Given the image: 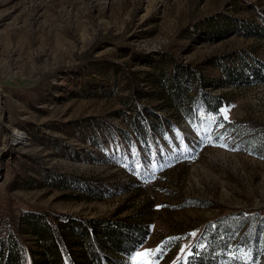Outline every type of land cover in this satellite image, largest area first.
I'll use <instances>...</instances> for the list:
<instances>
[{
  "label": "rangeland",
  "instance_id": "374dc122",
  "mask_svg": "<svg viewBox=\"0 0 264 264\" xmlns=\"http://www.w3.org/2000/svg\"><path fill=\"white\" fill-rule=\"evenodd\" d=\"M233 21L264 25V0H0V224L142 220L129 264H182L223 220L227 264H264V81L226 85L218 65L264 63V37Z\"/></svg>",
  "mask_w": 264,
  "mask_h": 264
},
{
  "label": "trees",
  "instance_id": "16d2710c",
  "mask_svg": "<svg viewBox=\"0 0 264 264\" xmlns=\"http://www.w3.org/2000/svg\"><path fill=\"white\" fill-rule=\"evenodd\" d=\"M205 21L206 26L216 25L212 20ZM233 24L245 30V36L264 37V25H245L236 21ZM173 65L178 74L202 86L201 78L194 76L188 66L177 65L176 62ZM218 65L226 85L248 80L264 81V63L255 59L253 62V59L247 61L242 57L240 68L228 67L223 63ZM165 88L162 96L180 108L179 103L186 98L187 90L176 82L165 84ZM203 101L211 112L218 111L224 105L220 95L203 93ZM153 117L159 118L156 113H152ZM222 221L207 225L215 226L214 230L200 238V247L195 244L190 248L182 264L228 263L229 239L218 234ZM148 234L149 225L142 220L126 222L114 218L87 219L62 213L50 215L47 212L19 211L15 216H7L0 224V264H129V256L146 241ZM27 240H31V243H27ZM241 240L245 242V236Z\"/></svg>",
  "mask_w": 264,
  "mask_h": 264
},
{
  "label": "bare ground",
  "instance_id": "6f19581e",
  "mask_svg": "<svg viewBox=\"0 0 264 264\" xmlns=\"http://www.w3.org/2000/svg\"><path fill=\"white\" fill-rule=\"evenodd\" d=\"M208 128L205 126V129ZM14 139L17 141H23L25 140V136L23 135V133L19 132L18 130L15 131L14 133Z\"/></svg>",
  "mask_w": 264,
  "mask_h": 264
}]
</instances>
